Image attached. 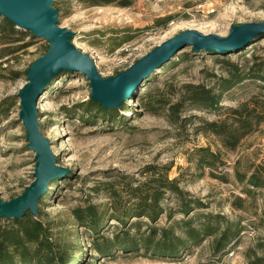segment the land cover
Returning a JSON list of instances; mask_svg holds the SVG:
<instances>
[{"label":"rangeland","instance_id":"rangeland-1","mask_svg":"<svg viewBox=\"0 0 264 264\" xmlns=\"http://www.w3.org/2000/svg\"><path fill=\"white\" fill-rule=\"evenodd\" d=\"M127 1L131 2L128 7L91 6L81 0L54 3L60 12L59 25L74 33L73 44L95 60L104 78L127 70L185 30L227 37L233 26L264 22V0ZM27 33L30 36L16 45L27 47L0 61V196L7 201L21 195L34 181L36 165V154L28 148L19 116L18 94L28 82V68L44 55L49 44ZM261 36L238 50L196 53L190 46L179 50L123 104L125 110L117 113L119 109H110L111 117H101L102 107L95 102L93 113L79 109L84 102H91V87L85 76L67 73L53 80L38 100V118L57 165L67 173L49 188L48 198L39 204V218L50 227L57 252L65 260H72L69 264H250L249 255L261 253L264 121L235 150L226 148L218 136L200 130L204 122L218 121L222 114L232 122L230 109L246 103L264 116ZM231 71L247 79L223 95L222 108L187 103L183 108L176 107L173 114L172 107L183 100L186 86L201 84L217 94L220 78L228 77ZM14 73H19L18 77ZM148 100L153 107L147 105ZM202 147L219 153L224 165L204 173L197 170L190 159ZM148 165L172 166L170 179L178 180L188 200H199L202 205L191 207L190 214L183 215L181 203L168 193L163 211L154 222L130 218L123 226L112 220L113 214H122L134 205L126 186L142 182L141 172ZM212 172L218 178L212 177ZM255 173L262 177L263 184L258 188L248 183V177ZM243 176L247 179L240 181ZM110 184L118 188L120 197L112 198ZM88 206H96L103 220H108L99 234L110 240L124 230L137 235L140 221L141 232L151 227H174L179 234L186 222H192L205 236L178 258L158 256L142 248H117L101 254L95 235L86 227L72 225L74 210ZM207 228L218 231L208 236ZM228 228L237 232L224 250L217 251V240Z\"/></svg>","mask_w":264,"mask_h":264},{"label":"trees","instance_id":"trees-1","mask_svg":"<svg viewBox=\"0 0 264 264\" xmlns=\"http://www.w3.org/2000/svg\"><path fill=\"white\" fill-rule=\"evenodd\" d=\"M81 1L91 6L119 5L128 7L131 5V2L127 0ZM28 36H30L29 33L18 30L8 20L0 18V61L26 48V45H16L24 42ZM212 54L215 57L219 56L216 53ZM230 73L231 75L229 74L228 77L220 78L217 94H214V89L201 84L186 86L183 100L180 104L173 106L172 109L174 110L180 105L183 108L187 103L206 109L222 108L220 103L223 95L230 93L236 85L247 79L239 72L231 71ZM14 75L18 77L19 73H14ZM261 79L264 81V76ZM147 105L153 107L151 101L147 102ZM79 109L93 113L95 105L93 101L84 102ZM99 110L101 117L104 118L111 117L113 114L111 110L106 111L103 108ZM122 110H125V105L121 106L117 113ZM175 112L176 110L173 111V114ZM230 113V117L234 119L232 122H229V118L222 114L218 121L204 122L203 128L200 130L203 133L218 136L226 148L235 150L239 143L264 121V116L257 112L256 107H249L248 103L239 108L230 109ZM193 156L190 161L193 159L197 170L202 173L206 169L214 171L219 166L224 165L220 154L213 152L208 147L197 148ZM171 169L172 166H146L141 172L144 180L135 186L131 184L126 186L127 195L131 201H134V205L122 214H113L112 220L118 221L123 226L127 225L130 218H147L154 222L163 211L162 203L168 193L174 194L181 203L183 215H189L192 211L191 207L201 206L199 200H188L177 179H170L169 172ZM211 176L218 178L213 172ZM219 178L224 179L223 177ZM245 179L247 176L241 177L240 181ZM57 182L58 180L54 181L51 186ZM248 183L250 187L258 188L263 184L262 177L256 173L251 174L248 177ZM108 190L111 192L112 198L120 197L118 188L113 184H110ZM246 191L252 193L251 189ZM48 194L42 198L40 203L48 198ZM39 215L40 212L37 217L28 213L22 219L10 220L5 224L0 221V264H69L72 261L71 259L65 260L61 256L62 253L57 252L55 244L51 242L50 227L39 218ZM73 215L74 223L72 225L89 229L95 235L96 249L101 254L112 253L117 248L124 250L142 248L158 256L178 258L185 250L193 244L199 243L205 236L203 230L194 227L192 222H186L181 227V234H179L174 227L163 229L151 227L141 232L143 222L140 221L136 224L137 235H132L124 230L115 234L114 238L110 240L107 236L99 234L107 225L108 220H103V216L100 215L96 206L75 209ZM206 231V235L213 236L216 235L218 229L207 228ZM236 232L232 228L225 230L220 239L217 240V251L224 250ZM252 255L253 257L249 255L250 264H264V246H262L260 254L254 251Z\"/></svg>","mask_w":264,"mask_h":264},{"label":"water","instance_id":"water-1","mask_svg":"<svg viewBox=\"0 0 264 264\" xmlns=\"http://www.w3.org/2000/svg\"><path fill=\"white\" fill-rule=\"evenodd\" d=\"M55 0H0V17L18 29L30 32L49 44L48 51L27 70L28 82L19 91L20 119L26 130L28 148L35 156L34 181L25 191L7 201L0 196V219L19 220L26 214L37 217L39 204L51 184L67 173L57 165L51 142L40 130L38 100L47 92L53 80L63 74H81L89 80L90 100L103 109H119L152 76L168 64L179 50L192 47L196 53L238 50L250 45L258 35L264 36V22L231 27L227 37L205 35L197 30H185L162 43L152 52L114 77L104 78L95 60L73 44L74 33L59 25V9Z\"/></svg>","mask_w":264,"mask_h":264}]
</instances>
